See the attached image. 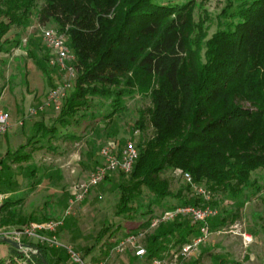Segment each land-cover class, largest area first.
Returning a JSON list of instances; mask_svg holds the SVG:
<instances>
[{
    "label": "trees",
    "instance_id": "trees-1",
    "mask_svg": "<svg viewBox=\"0 0 264 264\" xmlns=\"http://www.w3.org/2000/svg\"><path fill=\"white\" fill-rule=\"evenodd\" d=\"M194 7L193 0H0V51H6L11 42L5 38L10 29L27 27L34 16L38 26L52 23L65 34L76 68L55 120L50 124L43 119L34 121L26 142L7 149L0 168H8L7 160H31L32 151L38 148L56 151L54 139L78 141L88 117H94L93 112L81 109H97L99 117L111 119L124 108L128 97L138 95L149 98L150 106L138 110L135 124L142 128L146 118L154 134L144 144H136L138 156L126 174L130 184H118V215L133 209L131 203L142 185L156 202L172 197L182 204L218 206L212 198L205 200L195 194L187 182L186 188L193 191L189 198H182L179 190L171 191L165 181L156 178L164 168L188 172L193 183L225 193L237 208L246 192L260 191L262 186L251 174L264 167V0H227L210 36L204 19L195 20ZM38 64L48 75L46 68L50 67ZM99 99H107L108 105L103 106ZM25 170L28 176L38 172L33 164ZM6 181L0 175V192L5 191ZM37 183L39 179L4 199L0 228L49 219L21 211L22 201ZM236 215L226 212L219 223ZM178 217L161 222L146 237L147 258H162L166 247L176 246L177 250L198 234L199 223ZM216 217L210 219L211 228H218L213 222ZM261 230L264 234V224ZM112 232V226L101 230L85 254ZM0 243H6L2 236ZM27 243L37 250L31 255L36 264L69 261L63 248ZM104 244L110 247L114 242L108 239ZM9 247L14 255L18 253L17 248ZM226 259L218 258V263L229 264ZM189 264H197V260ZM230 264L238 263L232 260Z\"/></svg>",
    "mask_w": 264,
    "mask_h": 264
},
{
    "label": "rangeland",
    "instance_id": "rangeland-1",
    "mask_svg": "<svg viewBox=\"0 0 264 264\" xmlns=\"http://www.w3.org/2000/svg\"><path fill=\"white\" fill-rule=\"evenodd\" d=\"M163 3H180L187 0H161ZM194 18L204 19L208 36L217 29V19L227 0H193ZM40 4L37 3L36 6ZM45 27H54L48 23ZM37 25L34 16L25 28L13 27L5 35L7 40L6 51H0V108L10 115L8 130L0 135V159L7 149H16L26 142L30 135V126L34 121L43 119L52 123L59 110L47 105V94L55 86L61 72L56 65H51V52L42 43V29ZM23 38L27 41L23 42ZM46 61V64L44 63ZM42 62L48 71L43 73L39 67ZM50 76V79L48 78ZM96 100V99H95ZM99 103L107 106V99H99ZM150 106L146 97L135 95L128 97L124 108L111 119L98 116V110L81 109L80 112H93L94 117H88L78 141L54 139L53 144L58 146L56 151L38 148L32 151V159L24 162L7 160L9 166L0 168V175L5 177L6 186L3 193L8 195L21 193L39 179V183L22 201L20 208L25 214L34 213L39 219L59 217L67 206L72 190L76 184L83 181L97 166L101 165L99 149L111 142L116 145L124 144L132 139L136 144H144L154 134L153 128L145 118L141 122L142 128L136 126L139 117L138 110ZM30 108L36 109L32 117H28ZM33 164L38 172L35 176H28L25 166ZM157 179L166 182L167 187L176 192L179 190L182 198H189L193 191L186 188L183 171L180 169L164 168L156 173ZM251 178L257 180L262 186L256 193H247L243 204L237 208L225 193H215L205 188L214 201L220 214L217 215L216 227L205 242L201 243L196 252L182 260V264H189L197 260V264H219L218 258H227L238 264H264V234L261 225L264 224V167L252 172ZM130 184L129 175L118 170L109 172L101 182L92 187L86 197L75 205L68 214L63 225L59 228V238L73 245L83 256L94 261L107 260L109 264H152V260L143 257L135 258L134 250L128 249L123 253L113 250L115 244L129 232L145 230L147 225L136 227L140 222L150 221L151 218L162 214L170 207L182 204L177 198L165 197L154 201V194L144 185L139 187V193L131 203L133 209L125 214L118 215V184ZM237 212L236 217L229 216L225 223H219L220 217L226 212ZM146 210L147 213L142 212ZM179 217H176L177 219ZM219 226H218V225ZM107 226L113 227L110 235L103 237L89 253L85 252L95 242L97 234ZM154 229L147 230L145 236L140 238V245L146 247V237ZM242 233L250 234L251 241L245 245ZM114 242L110 247L102 245L105 240ZM4 244V243H0ZM166 247L167 252L175 249ZM11 257H9L10 259ZM66 264H70V260Z\"/></svg>",
    "mask_w": 264,
    "mask_h": 264
},
{
    "label": "built area",
    "instance_id": "built-area-1",
    "mask_svg": "<svg viewBox=\"0 0 264 264\" xmlns=\"http://www.w3.org/2000/svg\"><path fill=\"white\" fill-rule=\"evenodd\" d=\"M26 41L27 39L23 38V42ZM42 43L52 54L49 63L56 65L59 72H61L59 82L50 88L46 97V104L51 105L58 111L76 75L75 54L69 47L65 34L54 27H44L42 29ZM35 113L36 109L30 108L28 117H32ZM9 126V112L0 108V135L5 133ZM99 155L101 165L97 166L83 181L74 186L67 206L59 217L41 221L32 220L18 227L0 228V236L20 244L17 248L18 253L7 259L5 264H36L31 260V255L36 253L37 250L28 245V241L63 248L73 264H109L107 260L95 262L86 258L73 245L63 242L58 235V230L63 225L65 217L73 211L76 204L86 197L88 191L98 185L109 172L118 170L128 174L132 171L138 156V148L132 139L126 140L121 147L109 142L100 147ZM183 179L193 186L195 194L205 200L210 199L209 192L204 187L193 183L188 172H183ZM6 197V193L0 192V205ZM218 212V208L209 203L203 206L191 204L174 205L162 214L151 218L145 230L127 233L115 244L113 250L116 253H123L128 249H132L136 256H144L146 255V249L140 245L139 240L145 236L147 230L155 229L161 222L174 220L178 216H187L192 222L199 223L198 234L183 243L177 250L172 249L162 258L152 259V264H182L183 259L194 254L198 246L206 241L211 233L210 219L217 216ZM242 239L243 243L247 245L251 241V236L250 234L242 233Z\"/></svg>",
    "mask_w": 264,
    "mask_h": 264
},
{
    "label": "crops",
    "instance_id": "crops-1",
    "mask_svg": "<svg viewBox=\"0 0 264 264\" xmlns=\"http://www.w3.org/2000/svg\"><path fill=\"white\" fill-rule=\"evenodd\" d=\"M8 196V194H7ZM10 244L8 243H4V244H0V264H5V261L7 259H9V257H12L14 256L13 252L11 251L10 247H9ZM171 251V250H170ZM170 251H168L167 253L165 254H168ZM134 256H136L134 254ZM145 256V255H144ZM139 257H143V256H136L135 258H139ZM152 260V259H151Z\"/></svg>",
    "mask_w": 264,
    "mask_h": 264
},
{
    "label": "water",
    "instance_id": "water-1",
    "mask_svg": "<svg viewBox=\"0 0 264 264\" xmlns=\"http://www.w3.org/2000/svg\"><path fill=\"white\" fill-rule=\"evenodd\" d=\"M4 241L12 246H14L15 248H18L20 246V244L16 241H12L8 238H4Z\"/></svg>",
    "mask_w": 264,
    "mask_h": 264
}]
</instances>
